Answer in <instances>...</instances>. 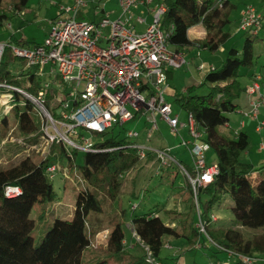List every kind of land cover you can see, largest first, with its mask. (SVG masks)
Listing matches in <instances>:
<instances>
[{"label":"trees","instance_id":"1","mask_svg":"<svg viewBox=\"0 0 264 264\" xmlns=\"http://www.w3.org/2000/svg\"><path fill=\"white\" fill-rule=\"evenodd\" d=\"M28 4L29 0H0V23L23 13ZM165 4L167 9L161 25L166 30L173 27L170 45L176 50L183 53L206 49L216 52L230 38L225 28L231 23V10L236 8L231 0H165ZM262 16V24L256 32L244 31L242 50L231 48L222 65L209 69L201 84L190 86L184 93L173 96L178 106L192 114L203 133V140L216 152L218 174L213 182L197 187L196 191L190 184L182 188L177 196L182 198L183 207L180 211L165 210L166 221L159 212L133 215L130 226L134 249H130L124 231L126 212L121 190L124 174L141 159L126 148L83 152L84 164L79 170L83 187L78 188L73 216L71 219H56L36 246L33 237L36 223L31 213L38 205L43 217L47 205L58 199L47 168L55 161L61 163L66 158L67 165L64 166L74 170L80 152L68 151L63 143L54 142L45 159L35 162L28 156L18 164L0 167V264H152L148 261L149 256L155 263L161 264L160 255L167 236L185 239L190 250L206 249L229 257L210 260L208 264H242L239 255L251 256L257 259V264H264V165L257 169L241 160V153L247 148L246 140L237 137L227 117V113L237 112L240 107L238 100L247 91L240 82L243 73L249 74L252 81L258 74L261 75L256 70L255 47L263 41L260 37V31L264 29ZM198 24L203 26L204 35L192 39L189 30ZM8 43L27 48L39 45L18 39L14 34ZM17 59L21 64L13 71L11 60ZM24 65L25 62L7 48L0 65V80L6 79L9 83L23 86L31 94H37L43 83L31 71L26 72ZM241 68L247 71L241 72ZM17 71L19 74L15 75ZM172 74L173 70H169V79ZM261 78L264 82L262 75ZM204 86L208 92L198 94L197 91ZM53 97L52 93L47 96L48 108L52 106ZM16 99L18 102L11 115L17 122L18 131L24 135L32 134L25 139V146L36 144L41 136L40 122L36 119L38 109L29 100H24V105L18 104L22 101L18 95ZM0 119V140H3L10 121L8 117ZM116 129L109 130L106 134L111 133L112 136L97 142L96 148L126 145V130L121 132L124 134L121 136L115 135ZM147 159L155 160V157L149 153ZM186 168L192 173L191 166ZM7 186L20 187L21 193L8 197L5 194ZM226 196L233 201L231 210L236 222L250 229H261L260 234L248 239L238 229L215 225L220 219L214 212L217 209L215 206L220 205ZM107 201L115 210H120L115 221L105 220ZM212 214L218 217L216 221L212 220ZM199 218L204 223L206 235L196 227ZM171 221L177 226L171 227ZM108 226L111 227L108 238L99 239L100 243L95 247L93 240ZM197 244L199 248H196Z\"/></svg>","mask_w":264,"mask_h":264},{"label":"built area","instance_id":"2","mask_svg":"<svg viewBox=\"0 0 264 264\" xmlns=\"http://www.w3.org/2000/svg\"><path fill=\"white\" fill-rule=\"evenodd\" d=\"M154 1L157 2L152 12V22L144 32H137L130 24L133 9ZM145 2L118 0L120 15L117 19L102 14L104 4L101 5L100 0L54 3L58 16L38 46L27 48L9 44L8 41L0 42V65L5 50L10 48L15 57L25 62L26 72L48 78L37 94H31L6 79L0 80V118L11 114L18 102V95L22 100L18 104L24 105V100H29L38 109L41 117L40 141L30 147L43 156L50 154L54 142L63 143L68 151L100 152L126 148L135 152L141 160L152 153L161 169L176 166L196 191L197 187L213 182L218 174V166L216 163L208 164L206 153L210 150V144L203 140V133L192 114H188L186 124L181 123L172 103L166 99L168 72L186 64L185 54L170 45L173 27L167 30L162 28V18L167 9L165 0ZM91 5L96 16L102 14L101 18L96 21L78 20L80 12ZM261 24L262 15L255 7L248 6L243 12L240 29L256 32ZM7 28H11V24ZM261 80L258 74L248 87L251 109L243 113L257 121L258 132L264 129V119L259 118V109L264 105ZM49 93L54 94L50 108L46 106ZM142 119L147 141L159 130V120L166 122L175 136L180 137L181 128H188L190 140L181 138L180 144L189 152L192 173L172 154V148H157L138 142L141 134L135 129L125 131L126 145L109 149L96 148L97 142L84 134L103 135L113 128H124L126 124L135 120L138 123ZM259 149L264 152V142ZM47 172L50 179L57 174L67 177L69 168L55 162L48 166ZM20 193V187L5 188L8 197ZM211 218L216 221L218 217L212 214ZM196 227L206 235L200 218ZM199 246L197 244L196 248ZM239 258L242 264H257V259L251 256L239 255ZM148 261L157 264L150 256Z\"/></svg>","mask_w":264,"mask_h":264},{"label":"rangeland","instance_id":"3","mask_svg":"<svg viewBox=\"0 0 264 264\" xmlns=\"http://www.w3.org/2000/svg\"><path fill=\"white\" fill-rule=\"evenodd\" d=\"M117 1L118 0H111L109 2L108 0H100L101 5L104 4L106 10L116 7ZM263 1L264 0H231V2L235 4L236 8L231 10V23L225 28V30L231 35L227 42L216 52H210L209 50H198L192 53H184L188 64L173 70V77L168 82L171 89H169L165 94L168 102L172 103L173 105L174 113L179 114L180 120L182 122L187 123L188 113L174 102L173 95L175 92L183 93L188 87L201 84L204 80L205 74L209 72L210 67H220L231 48L242 50L245 33L240 29V22L242 20L243 12L248 6H253L258 12L264 15ZM54 3L65 4L67 2L64 0H29L28 8L23 13L0 23V42L8 41L11 35L14 34L16 38L25 39L29 43H42L52 28L53 20L56 19L58 15V8L57 6H54ZM94 11L93 5L85 9V11L82 10L78 16V20H99L98 18L96 19ZM8 24H11V28H7ZM200 31L202 32L200 29L193 34L202 36ZM194 35L190 36L195 37ZM260 37L263 39V41L257 44L255 47V55L257 57L256 70L260 71L264 78V29H261L260 31ZM20 64L21 62L18 59L15 61L11 60L12 70L15 71ZM201 65L205 66L204 69L198 70V67ZM245 70L247 71V69L241 68V72ZM40 79L42 83L48 80L47 77ZM240 82L242 86L245 87L249 80L242 76L240 78ZM261 84H263L262 89L264 93L263 80L261 81ZM22 88L24 87L22 86ZM57 92L60 93V89H58ZM207 92L208 89L206 86L200 88L197 91L198 94L202 95L206 94ZM246 94V91L242 93L238 103L240 100L242 101ZM261 115L264 118V105H262L259 109L260 119H262ZM227 117L229 118V124L234 133L237 134V137L240 136V138H245L246 140L247 148L241 153V160L253 164L257 169L261 168V166L264 165V153L260 151L259 144L264 142V129L261 132H256V125L253 123L246 129H241L242 121H253L250 116L245 115L240 118L236 112H231L227 113ZM8 118L10 122L7 135L3 140H0V167L6 168L11 165L18 164L21 160L28 156L31 157L35 162L45 159V156H43L42 153L36 152L30 147V145L25 146V139H29L31 137L30 135L32 134H20L15 118L11 114L8 116ZM36 119L38 122H41V117L39 115ZM136 121L137 120L126 124L124 128L118 127L115 130V135L123 136L124 134L121 133L122 131L135 129L141 134L137 141L145 143L144 119L139 120L141 121L140 125ZM159 125L160 129L154 134L148 144L157 147L166 146L168 143L170 145L179 144L180 147L174 149L172 154L178 159V161L182 162L186 166L192 165V160L188 150L184 145L180 144L181 137L175 136L171 132L170 127L166 122L164 123L159 120ZM187 131L188 129L180 130L181 135L185 140H189L190 138V135ZM84 134L87 138H92L96 142H102L108 137L112 136L111 133L105 135H94L95 137L90 133ZM248 152L250 155H248ZM206 160L209 165L215 164L217 162V155L213 148H211L206 153ZM61 163L62 165H67V159L63 158ZM83 164V152L80 151L76 158L75 169L72 170L69 168V174L67 177L57 174L56 177L51 180L57 192L58 199L55 202L49 203L47 205L46 214L43 217L40 215V207L38 205L34 207L31 213V218H33L36 223V227L33 232L36 246L40 244L43 237L52 227L56 219L72 218L75 209L77 192L83 187V184L80 181L79 172L80 166ZM162 172L165 174L163 175ZM188 185L189 183L187 178L181 172H179L176 166L162 167L161 169L156 160H140L131 171L124 174L121 198L123 200V208L126 212V215L123 218L124 231L127 244L130 249H134V246L130 244V242H134L132 241L133 232L130 226L131 217L133 215L159 212L162 219L166 221L165 210L176 209L180 211L182 209V198L177 196V194L182 188H185ZM133 206H136V208L133 209ZM232 206L233 201L229 196H226L224 200L221 201L220 205L215 206V208H217L215 212L220 217L219 221L215 224L217 227L225 226L238 229L248 239H252L255 235L261 233V229H250L243 227L238 222H236L231 210ZM105 209L107 213V218H105L106 221L108 219H113V221H115V218H118L120 215V210H115L114 207L108 203V201L105 205ZM169 225H174L173 227H176L177 223L171 221ZM110 231L111 227L108 226L100 234H98L93 240L94 246L98 247V244L100 243L99 239L106 240ZM164 241V246L160 255L161 264H177L178 259L175 260L172 258L173 255L177 254L183 255L186 260V264H206L211 257V254L209 256L206 254V249H197L191 251L185 239H177L172 236H167L165 237ZM135 243H137V240H135ZM136 250H138L137 247ZM216 255L222 256L227 254L216 253ZM109 264L118 263L111 262Z\"/></svg>","mask_w":264,"mask_h":264},{"label":"crops","instance_id":"4","mask_svg":"<svg viewBox=\"0 0 264 264\" xmlns=\"http://www.w3.org/2000/svg\"><path fill=\"white\" fill-rule=\"evenodd\" d=\"M63 1V0H62ZM64 1H66L67 3H71L72 2V0H64ZM109 2L111 1V0H108ZM144 2L145 1H147V0H143ZM156 2L157 1H154L153 3H150V4H148L147 2H145V3H143V4H140L137 8H135V9H133L134 11H133V16H132V18H131V20H130V24H131V26L137 31V32H139V33H142L144 30H146V28H147V26L152 22V20H153V9H154V7H155V4H156ZM55 6V5H54ZM102 14H106V15H108L109 17H110V19H117L118 17H119V15H120V7H119V3H118V1H117V4H116V7H114V8H112V9H110V10H106L105 9V7H104V13H102ZM102 14H99V15H95L96 16V19L98 18V19H100L101 18V15ZM58 16V15H57ZM202 30V32L200 31V33H201V35L203 36L204 35V28H203V26L201 25V24H198V25H196V26H194V27H192L190 30H189V36L190 35H194L193 33H195L196 31H198V30ZM195 37H191L192 39H195V38H200V37H202V36H197V35H194ZM206 50H208V49H206ZM196 51H198V50H196ZM193 52H195V51H193ZM185 53V52H184ZM192 53V52H191ZM186 64H188V61L186 60ZM185 64V65H186ZM203 67L202 68H200V67H198V70H202V69H204V65H202ZM210 68H216L215 66H211ZM174 74V73H173ZM173 74H172V77H173ZM244 75H243V77H245V78H247L248 80H249V82H248V84L245 86V88L246 89H248V87L251 85V83H252V77L249 75V74H245V73H243ZM206 75V74H205ZM171 77V78H172ZM170 78V79H171ZM169 79V80H170ZM169 82V81H168ZM169 89H171L170 88V85L168 84L167 85V88H166V93L168 92V90ZM186 91V90H185ZM184 91V92H185ZM183 92V93H184ZM177 92H175V94H176ZM246 96L242 99V101L240 100V102L238 103L239 104V109L237 110V112H236V114L240 117V118H242L243 116H245L243 113L244 112H249L250 111V109H251V107H250V95L248 94V92L246 91ZM174 94V95H175ZM264 94V93H263ZM173 95V96H174ZM179 115V114H178ZM262 116V115H261ZM179 118H180V116H179ZM262 119H264L263 118V116L261 117ZM250 120V119H249ZM181 121V120H180ZM161 122H164V121H161ZM243 122H244V124H243ZM165 123V122H164ZM181 123H184V124H186V122H182L181 121ZM255 124L256 126H255V131L256 132H258L257 130H256V127H257V121H255V120H253V121H247V122H245V121H242V123H241V129H246L248 126H250L251 124ZM138 124L140 125L141 124V121H139L138 122ZM229 126H230V124H229ZM231 127V126H230ZM159 129H160V125H159ZM181 129H188L187 127H183V128H181ZM180 129V130H181ZM188 132V131H187ZM177 137H179V136H177ZM180 137L181 138H184L182 135H181V132H180ZM144 140H145V143L146 144H148L151 140H149V141H147L146 139H145V133H144ZM189 140H190V138H189ZM262 142V141H261ZM148 145H150V144H148ZM260 145V144H259ZM150 146H153V145H150ZM153 147H157V146H153ZM163 147H170V148H172V152L174 151V149H176V148H179L180 147V145L178 144V145H174V144H167L166 146H163ZM163 147H157V148H163ZM258 152H260V151H258ZM263 152V151H262ZM264 153V152H263ZM248 155H250V153L248 152ZM263 160H264V158H263ZM189 166H191L192 167V165H189ZM163 173V172H162ZM165 173H163V175H164ZM215 212V211H214ZM215 214H216V212H215ZM171 227H173L174 225H170ZM130 244L131 245H133V243H131L130 242ZM195 250H197V249H195ZM205 250V249H204ZM192 251V250H191ZM203 251V250H202ZM204 252V251H203ZM206 254H208V256L210 255L211 257L209 258V260H208V262L206 263V264H208L209 263V261L210 260H216V259H226V258H229L228 257V255H216V253H213V252H210L209 250H207V253ZM172 258L173 259H178L177 260V264H186V260H185V258L183 257V255L181 254H177V255H173L172 256Z\"/></svg>","mask_w":264,"mask_h":264}]
</instances>
